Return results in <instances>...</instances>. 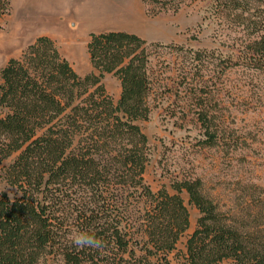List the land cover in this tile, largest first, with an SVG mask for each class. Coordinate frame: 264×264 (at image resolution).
Here are the masks:
<instances>
[{
	"label": "trees",
	"instance_id": "16d2710c",
	"mask_svg": "<svg viewBox=\"0 0 264 264\" xmlns=\"http://www.w3.org/2000/svg\"><path fill=\"white\" fill-rule=\"evenodd\" d=\"M184 1L144 0L152 15ZM10 11L11 0H0V19ZM145 43L126 30L90 32L92 69L82 75L40 35L0 68V264H175L171 254L190 225L183 192L199 216L182 264H264L259 185H242L251 201L224 208L199 177L174 180L173 192L147 183ZM250 43L264 56V31ZM111 72L121 84L117 103L103 82ZM207 133L214 141L216 132ZM76 232L101 246L77 247Z\"/></svg>",
	"mask_w": 264,
	"mask_h": 264
},
{
	"label": "rangeland",
	"instance_id": "374dc122",
	"mask_svg": "<svg viewBox=\"0 0 264 264\" xmlns=\"http://www.w3.org/2000/svg\"><path fill=\"white\" fill-rule=\"evenodd\" d=\"M130 1L136 8L131 28L146 40L149 55L150 112L139 122L149 142L147 183L155 192L162 187L173 192L174 180L199 177L205 192L224 208L250 202L242 185L264 189V56L250 46L256 34L264 31V4L243 0L236 7L223 0H185L177 11L152 15L144 0ZM178 1L161 0L169 6ZM72 3L61 15L78 18ZM11 10L7 21L23 14ZM6 16L0 19V68L13 57L2 47L7 43V25L2 20ZM42 21L35 11V22ZM59 22L64 24L65 18L57 16ZM90 28L80 19L74 27L65 28L67 39L78 37L70 43L75 46L63 38L54 39L61 54L82 75L92 69L86 50ZM103 82L117 103L120 80L111 72ZM207 130L216 132L214 141ZM259 194L264 198V190ZM183 197L190 225L171 254L175 264H182L187 235L199 216L185 192ZM216 264H233V260Z\"/></svg>",
	"mask_w": 264,
	"mask_h": 264
},
{
	"label": "crops",
	"instance_id": "0c3cea01",
	"mask_svg": "<svg viewBox=\"0 0 264 264\" xmlns=\"http://www.w3.org/2000/svg\"><path fill=\"white\" fill-rule=\"evenodd\" d=\"M72 1L78 18L91 25L89 32L113 29L136 32L135 27L131 28L130 24V21L136 20V8L130 0H11L13 12L18 9L22 10L23 14H20L19 18L13 16L11 21H7V18L9 20L11 18V10V13L2 19L7 25L5 32L7 43L2 47L8 57L18 56L27 44L40 35H47L56 40L63 38V41H69L70 46H75L70 43L76 42L78 37L67 39L65 28L74 27L79 19L75 16L61 15ZM35 11L38 17L42 18V23L35 22ZM57 16L60 19L65 18L64 24L56 23Z\"/></svg>",
	"mask_w": 264,
	"mask_h": 264
},
{
	"label": "clouds",
	"instance_id": "9594fccd",
	"mask_svg": "<svg viewBox=\"0 0 264 264\" xmlns=\"http://www.w3.org/2000/svg\"><path fill=\"white\" fill-rule=\"evenodd\" d=\"M72 242L77 247H99L101 246V242L96 240L94 236L89 235L87 233L76 232L71 236Z\"/></svg>",
	"mask_w": 264,
	"mask_h": 264
}]
</instances>
